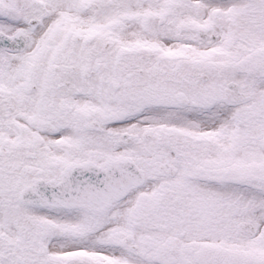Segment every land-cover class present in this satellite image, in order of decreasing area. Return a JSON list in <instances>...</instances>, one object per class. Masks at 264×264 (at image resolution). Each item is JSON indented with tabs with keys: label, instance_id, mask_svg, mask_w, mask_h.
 <instances>
[{
	"label": "snow or ice",
	"instance_id": "1",
	"mask_svg": "<svg viewBox=\"0 0 264 264\" xmlns=\"http://www.w3.org/2000/svg\"><path fill=\"white\" fill-rule=\"evenodd\" d=\"M0 264H264V0H0Z\"/></svg>",
	"mask_w": 264,
	"mask_h": 264
}]
</instances>
